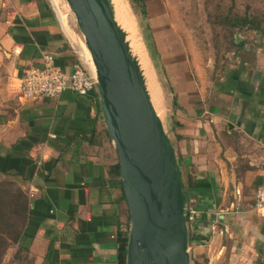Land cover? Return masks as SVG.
I'll list each match as a JSON object with an SVG mask.
<instances>
[{"label": "crops", "instance_id": "crops-1", "mask_svg": "<svg viewBox=\"0 0 264 264\" xmlns=\"http://www.w3.org/2000/svg\"><path fill=\"white\" fill-rule=\"evenodd\" d=\"M80 45L49 0H0V222L17 264H119L127 205L113 146L101 151L98 92L36 100L20 92L47 54L64 71L80 65ZM248 65L217 90L173 70L170 139L182 176L208 185L188 196L204 231L190 239L195 264H264V210L254 208L264 188V72Z\"/></svg>", "mask_w": 264, "mask_h": 264}, {"label": "water", "instance_id": "water-1", "mask_svg": "<svg viewBox=\"0 0 264 264\" xmlns=\"http://www.w3.org/2000/svg\"><path fill=\"white\" fill-rule=\"evenodd\" d=\"M97 70L130 212L126 264H191L187 202L175 147L109 0H67Z\"/></svg>", "mask_w": 264, "mask_h": 264}, {"label": "rangeland", "instance_id": "rangeland-1", "mask_svg": "<svg viewBox=\"0 0 264 264\" xmlns=\"http://www.w3.org/2000/svg\"><path fill=\"white\" fill-rule=\"evenodd\" d=\"M49 1L60 20L69 25L79 38L81 48L78 54L82 59L79 64L93 73L94 66L84 35L68 1ZM123 3L128 15V26L136 34L150 73V80L144 78L146 87L171 139L180 90L174 76L175 66L179 65L183 76L186 73L195 87L208 90L223 89V85L231 82L228 77L236 74L238 66L245 61L250 64L247 66L248 71L261 69L264 72V0H143L142 4L137 0H123ZM244 17L254 20L259 29L242 25ZM188 84L190 81L183 85L185 91L191 90ZM100 120L102 136L106 137L105 144L100 146L101 151L110 154V143L119 162L118 150L108 133L103 111ZM182 180L183 183L187 182L186 177L182 176ZM126 205L124 221L130 231L127 201ZM187 206L190 204L187 203ZM187 223L190 236L198 230L204 232L202 227L196 228V224ZM8 231L0 222V264H17L16 260H22L12 255L13 250H10V243L4 236ZM190 247L191 242L189 253L191 264H195Z\"/></svg>", "mask_w": 264, "mask_h": 264}, {"label": "built area", "instance_id": "built-area-1", "mask_svg": "<svg viewBox=\"0 0 264 264\" xmlns=\"http://www.w3.org/2000/svg\"><path fill=\"white\" fill-rule=\"evenodd\" d=\"M20 92L27 100L57 99L65 91H73L86 96L97 89V77L80 65H75L71 72L64 71L55 65L52 55H45L41 67L28 69L20 79ZM254 208L264 210V188L257 190L254 196ZM187 221L196 224L201 218V212L192 206L186 208ZM212 230L219 232L217 226ZM222 234V231L219 232Z\"/></svg>", "mask_w": 264, "mask_h": 264}, {"label": "trees", "instance_id": "trees-1", "mask_svg": "<svg viewBox=\"0 0 264 264\" xmlns=\"http://www.w3.org/2000/svg\"><path fill=\"white\" fill-rule=\"evenodd\" d=\"M139 3L142 4V1L143 0H137ZM143 12L145 14V8H144V5H143ZM241 24L244 25V26H250L252 29H259V26L258 24L256 25L254 20H252L251 18L249 17H244L242 20H241ZM235 75L237 74H232L231 77H234ZM230 77V78H231ZM93 93V92H91ZM95 95H97L98 97V93H96ZM93 94V96H95ZM112 175H113V178H119L118 180V183L120 186H122V181H121V172H120V166L119 164H117L113 169H112ZM207 184H205L204 182H199V181H196V180H192V179H187V182H184L183 183V188H184V191H185V196H186V202L188 203V196H189V193L190 191L192 190H195V191H198V190H206L207 189ZM197 193V192H196ZM190 239H193V236L191 235L190 236ZM128 240H129V229L125 230V231H122L119 233V239H118V244H119V249H118V263L119 264H126V261H127V247H128Z\"/></svg>", "mask_w": 264, "mask_h": 264}, {"label": "bare ground", "instance_id": "bare-ground-1", "mask_svg": "<svg viewBox=\"0 0 264 264\" xmlns=\"http://www.w3.org/2000/svg\"><path fill=\"white\" fill-rule=\"evenodd\" d=\"M109 1H110L111 6H112V9H113L115 22L117 23L118 28L121 31H123L124 34L126 35L127 43H128L129 48H130V53L135 56V59L138 62V66L140 67L141 73L143 74L144 78L150 80V78H151L150 73H149L148 68L145 64L146 61H144L143 55H142L141 50L139 48L138 41H137V38L135 36L136 34L134 35V33L131 31V29L128 26V21H127L128 15H127V11H126V8L124 6L123 0H109ZM89 53H90V51H89ZM90 56H91V53H90ZM91 60L93 62V66H94L93 67L94 73L97 76V70H96L95 63L92 59V56H91Z\"/></svg>", "mask_w": 264, "mask_h": 264}]
</instances>
